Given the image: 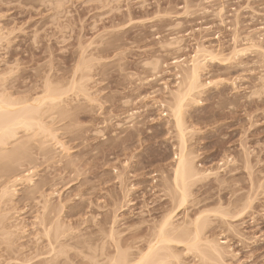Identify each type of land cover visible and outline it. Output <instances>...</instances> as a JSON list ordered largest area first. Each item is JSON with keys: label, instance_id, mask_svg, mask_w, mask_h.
Here are the masks:
<instances>
[{"label": "rangeland", "instance_id": "rangeland-1", "mask_svg": "<svg viewBox=\"0 0 264 264\" xmlns=\"http://www.w3.org/2000/svg\"><path fill=\"white\" fill-rule=\"evenodd\" d=\"M23 1L0 0V98L26 97L47 74L66 77L81 59L86 94H78L79 104L70 113L76 119L49 125L55 135L46 141L49 158H40L38 143L30 141L33 171L23 173L33 166L27 161L9 163L22 171V182L11 185L15 193L7 206L5 195L0 197V264H34L30 249L37 238L41 194L65 222L117 216L123 229L141 219L163 218L170 208L167 184L179 146L170 116L172 97L193 57L203 63V86L192 96L195 102L182 109L185 145L202 175L193 197L221 192L231 201L230 189H241L235 195L244 197L250 179L259 176L264 183V172L258 174L264 164V0H61L55 10L41 0ZM243 149L263 160L258 168L252 163L250 179ZM5 161L4 144L0 193ZM65 164L70 166L65 169ZM29 175L34 183L53 180L32 202L23 199L31 188L24 180ZM259 181L255 186L263 184ZM64 202L77 206L75 216L64 218ZM120 205H126L123 212L117 210ZM253 205L259 208L250 210L252 217L249 213L231 223L244 248L224 226L231 220L222 225L210 219L206 237L220 235L223 249L236 251L221 264H264V194ZM182 213L174 223L181 222ZM185 213L194 218L193 209ZM181 264L200 262L185 255Z\"/></svg>", "mask_w": 264, "mask_h": 264}, {"label": "bare ground", "instance_id": "bare-ground-1", "mask_svg": "<svg viewBox=\"0 0 264 264\" xmlns=\"http://www.w3.org/2000/svg\"><path fill=\"white\" fill-rule=\"evenodd\" d=\"M25 1L31 2V0ZM60 1L61 0H41V3L49 4V6L53 5L54 7L52 9L55 10L60 7ZM239 51L240 50H235L233 52L238 53ZM81 54L83 55V51ZM82 55L81 58L83 57ZM82 65L83 59L75 65L74 70L69 72L70 74L68 76L63 77L62 75L63 78H57L58 76H54V73L53 76L52 74H47L46 77L44 76L45 78H42L43 81H41V85L36 87L35 90L33 89L34 93L30 95L27 93L28 95L26 97L23 96L24 98L12 99L10 98L12 97L11 94L5 96V101L0 98V148L5 144L6 160L5 189L1 191L0 197L2 199L5 195V205L6 203L7 205L10 203L9 201H11V199L9 198L15 193V190H9L12 187L11 185L13 183L18 184V182H22V179L18 177L22 171L17 169L18 165L16 166L17 170L13 169L12 164L21 160L20 163L25 161L24 164H26L27 161V164L33 165V160L29 155V153L31 154L30 150L32 148L29 149L28 153V148L30 147L29 142L33 141L38 143L37 150H39L38 153L40 152L39 157L46 160L49 158L45 149L47 145L46 141L52 136L55 137L51 129L52 127L49 125H51L54 120H59V122H61L76 119L73 118L70 113L79 104L78 94H86L84 87L86 75L84 74L85 68H83ZM202 66L203 63L201 64L197 57H193L189 67L185 69L184 74L186 75L181 82L182 85L180 84V88L174 92L175 94H173L172 97L174 102L172 101L173 106H171L170 116L172 127L179 139V146L175 158L176 161L172 165L171 181L167 184V190L169 192V196L168 194L167 196L170 208L163 215V218L160 219V221L141 219L142 221L138 224L131 225L133 228L125 227L123 229L118 227L120 221L116 219L117 216H114L113 219L109 221L90 217L89 219L65 222L63 219L58 218L57 206H52L50 202L51 199L41 194L43 201L40 203L41 205L38 206L37 210L39 214L36 216L38 222L36 221L37 228H35V235L37 238L35 236L36 242H33V248L31 247L30 249V251L34 249V264H181V258L185 255L192 256L194 259H197L200 264H210L212 262H214V264H221L225 256H230L236 252L233 249L227 250L229 248L226 249L225 247L226 250L223 249L222 245L225 241H218L220 235L217 236L216 234L218 237L217 239L215 237H206L205 229H207V225L209 226L212 217L213 219H220L222 225L227 221L225 220L222 222V220L228 219L231 220V222H226L224 226L227 225L228 231H233L232 233H234V235H238L231 223L242 220L240 219L242 217L244 219L250 212L252 213L250 210H253L255 207L259 208V206L256 205L260 204L256 203V205H253V202L259 198V195L262 196V194H264L261 188L264 186V183L259 179L260 177L257 176V180H260L259 182L263 184L258 183L257 186L255 185L258 181L253 178L250 179L252 176V163H256L258 166H255L258 168L260 167L259 165L263 163V160H257L260 158V154L255 157V155H253L254 153H251L252 151L248 149L242 150V152L244 151V153L241 152L243 155V165L245 169L247 168L249 170L248 173L251 174H248L250 186L248 185V190H245L246 195H244V197H242V195L237 196L238 193L235 195V192L241 190L239 188H234L235 190L232 188L233 191L230 189L231 194L229 190L224 189L227 192L229 191L227 194L232 195L233 199L231 198V201L228 199H226L228 201L224 200L223 197L219 195L221 192L218 195L211 194L205 197L203 196L202 198L193 197L192 188L201 182L202 175L197 171L195 163L193 162L194 158L185 145V133L188 128H185L182 109L186 105V102H195L196 99L192 96L197 89L203 86L199 81L200 71L203 68ZM16 94H18V92ZM48 120L51 122H48ZM19 135L21 136L19 137ZM8 145L12 146L9 150L6 148ZM10 162H12V164H9ZM20 163L17 164L20 165ZM65 165L66 166H63L64 168L70 166L67 164ZM30 166L28 167L29 169L24 170L23 173H28L31 170L33 171L36 167L35 163L33 165L34 167L31 166L30 168ZM236 168L237 167L232 166V171L234 169L236 170ZM259 170V173L257 172L258 174L264 172V164L261 165ZM2 172V169H0V173ZM32 174L34 175V173ZM31 175L24 178L25 181L27 180L31 183V188L28 192L25 191L26 195L23 199L26 201L31 200L32 202L34 194L41 193L43 188L48 186L53 180L44 181L40 179L37 183H34L32 182L33 175ZM232 175L233 174H231V176ZM21 177L23 178V176ZM230 180H233L232 177ZM254 181H257L256 184H254ZM220 182L221 180L219 183ZM15 184H13V186ZM60 184L63 186L68 184L66 188L70 187L69 183L66 182H61ZM221 186L219 185V187ZM227 189H229V187ZM218 190L222 191L220 188H218ZM203 193L204 192H202V194ZM67 202H69V200ZM114 204L117 205V203L113 202V205ZM29 206L31 208V205ZM125 206L120 205L117 210H121L122 208L121 211L123 212ZM209 206H214V209H205ZM63 207L67 210L63 214L64 218L73 217L76 212H78L77 206L73 203L66 205L64 202L60 205V210H62ZM190 208L195 212L194 218H189L185 213ZM255 210H257V208ZM180 211H183L182 214H184V216L181 222L176 224L173 218L174 216L176 217L177 213L179 214ZM251 213L250 215L252 217ZM250 215H248V217ZM236 236H234V239H238V236ZM7 240V233H5L6 243ZM236 242V244L243 246L242 248L246 246L240 239ZM8 251H11V249H8ZM27 259V262L32 261V258L28 257Z\"/></svg>", "mask_w": 264, "mask_h": 264}]
</instances>
